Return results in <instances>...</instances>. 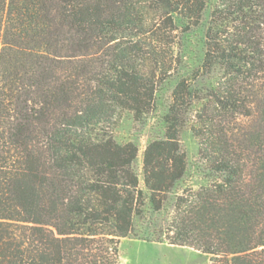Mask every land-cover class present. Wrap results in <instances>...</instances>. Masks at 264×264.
<instances>
[{
  "label": "trees",
  "instance_id": "trees-1",
  "mask_svg": "<svg viewBox=\"0 0 264 264\" xmlns=\"http://www.w3.org/2000/svg\"><path fill=\"white\" fill-rule=\"evenodd\" d=\"M199 26L209 82L174 87L144 195L111 128L152 112ZM190 120L213 180L174 193ZM129 235L264 264V0H0V264H119Z\"/></svg>",
  "mask_w": 264,
  "mask_h": 264
},
{
  "label": "rangeland",
  "instance_id": "rangeland-1",
  "mask_svg": "<svg viewBox=\"0 0 264 264\" xmlns=\"http://www.w3.org/2000/svg\"><path fill=\"white\" fill-rule=\"evenodd\" d=\"M206 14L204 15V20ZM203 28H192L182 39L181 64L156 90L154 109L143 120L137 122L131 113H124L121 119L111 128V134L120 145L133 144L137 148V156L133 169L139 180V189L147 194L143 182V152L153 141L162 140L165 134L164 117L171 103V94L182 78L189 79L195 88L207 84L202 79L194 81L195 72L202 60ZM216 74L212 75V81ZM210 80V81H211ZM192 121L179 131L180 149L185 156V172L174 188L179 193L184 188L197 189L213 180L201 161L198 143L190 126ZM119 264H211L208 255L187 246H176L167 243H148L129 235L119 241Z\"/></svg>",
  "mask_w": 264,
  "mask_h": 264
}]
</instances>
